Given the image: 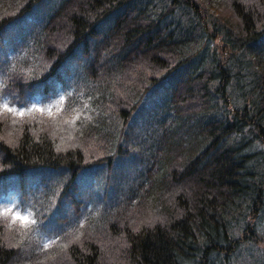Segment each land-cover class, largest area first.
<instances>
[{
	"label": "trees",
	"instance_id": "trees-1",
	"mask_svg": "<svg viewBox=\"0 0 264 264\" xmlns=\"http://www.w3.org/2000/svg\"><path fill=\"white\" fill-rule=\"evenodd\" d=\"M0 97V264H264V0H0Z\"/></svg>",
	"mask_w": 264,
	"mask_h": 264
},
{
	"label": "rangeland",
	"instance_id": "rangeland-1",
	"mask_svg": "<svg viewBox=\"0 0 264 264\" xmlns=\"http://www.w3.org/2000/svg\"><path fill=\"white\" fill-rule=\"evenodd\" d=\"M5 101H7L9 103V106L10 107H15L17 109V111L20 110L22 104L21 103L20 104L16 103V101H18L17 99H16V101H11L10 99L9 100H5ZM34 104L35 103H32L31 105H34ZM31 105H28L27 107H31ZM24 111H25V115H24L25 117H28V118L33 117V114L32 113H34V111H32L31 113L26 112L25 109H24ZM43 113H49V112H43ZM0 116H2V117L5 116V118H8V119L12 118V121H14V122L23 120V117H21L19 115H14L12 113L6 112L2 108V106H0ZM7 197L3 198V200L0 202V210L1 211H5V209H10L11 211H9L8 214H7V216H8L9 219H7L6 217H4L2 219V222H4V221L11 222V223H8V224L13 228L12 230H15V228L18 225H19L18 227L23 228L25 231L28 228L29 232H32V234H33L32 239H34L33 226H37V227L39 226V225L36 224L37 223L36 221H40V218H36V220H35V218L32 215V210H30L27 206H23V205L20 206V204L15 203V197L14 196L13 197H8V198ZM17 212H19L21 215H29V223H28V224H30L29 226H28V224L27 225H22L21 223H17V224L16 223H13V221L11 219H12L13 215L15 213H17ZM33 220L35 221L34 223H32ZM40 231L41 230H39V232ZM42 232H44V231H42ZM48 240H49V237H47L45 239H42L40 242H42V243H48ZM11 241H13V240L10 237H8L7 243L9 244V242H11ZM22 243L25 245V246H21V249L22 250L25 251V249L28 248V247L33 249V244H31L30 241H28L26 243H24V242H22ZM12 245H14L15 248H16L17 247L16 241ZM8 247L10 248L9 245H8ZM21 256H23V255L19 254V256H16V258L15 257H10L11 260L5 262V264H25V263L29 262L28 259L25 260V261L18 260V259H22Z\"/></svg>",
	"mask_w": 264,
	"mask_h": 264
},
{
	"label": "snow or ice",
	"instance_id": "snow-or-ice-1",
	"mask_svg": "<svg viewBox=\"0 0 264 264\" xmlns=\"http://www.w3.org/2000/svg\"><path fill=\"white\" fill-rule=\"evenodd\" d=\"M63 98H61V102H62ZM0 106H2V108L9 113H12L14 115H19L21 117H23L25 115V111L24 105H21V108L19 111H17V109L15 107H10L9 103L7 101H5L2 97H0ZM34 107V106H33ZM33 109L32 108H28V111L31 112ZM37 111H43V109H36ZM49 114H51V109H48ZM11 211L10 209H5L4 214L7 215L8 212ZM12 221L13 223H15L16 221H20L22 225H27L29 223V215H21L19 212L15 213L12 217ZM35 221L33 220L32 223H34Z\"/></svg>",
	"mask_w": 264,
	"mask_h": 264
}]
</instances>
